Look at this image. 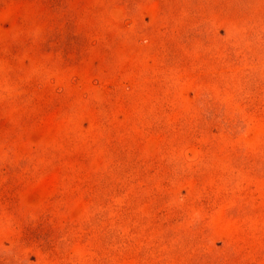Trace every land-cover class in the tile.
Wrapping results in <instances>:
<instances>
[{
    "label": "rangeland",
    "instance_id": "1",
    "mask_svg": "<svg viewBox=\"0 0 264 264\" xmlns=\"http://www.w3.org/2000/svg\"><path fill=\"white\" fill-rule=\"evenodd\" d=\"M0 264H264V0H0Z\"/></svg>",
    "mask_w": 264,
    "mask_h": 264
}]
</instances>
